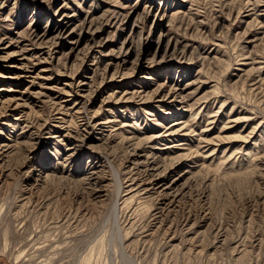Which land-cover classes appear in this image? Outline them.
I'll use <instances>...</instances> for the list:
<instances>
[{
    "label": "rangeland",
    "instance_id": "rangeland-1",
    "mask_svg": "<svg viewBox=\"0 0 264 264\" xmlns=\"http://www.w3.org/2000/svg\"><path fill=\"white\" fill-rule=\"evenodd\" d=\"M0 44V264H264V0H0Z\"/></svg>",
    "mask_w": 264,
    "mask_h": 264
},
{
    "label": "bare ground",
    "instance_id": "bare-ground-1",
    "mask_svg": "<svg viewBox=\"0 0 264 264\" xmlns=\"http://www.w3.org/2000/svg\"><path fill=\"white\" fill-rule=\"evenodd\" d=\"M61 31H62V30L59 29L58 34H60ZM46 37H47V35H46L45 33H43V34L38 38V40H40V42H41V41L45 40ZM0 45H1V44H0ZM10 55H11V54H10ZM14 67H15V66H14ZM115 73H116V72H115ZM115 73L112 74L111 79L114 77V74H115ZM0 76H1V75H0ZM20 77H21V75L16 73V74H14V75H11V76H10V79H12V80H16V79H19ZM1 88H2V87H1ZM17 104H18V103H17ZM19 107H20V105H19ZM103 122H104V121H103ZM106 123H107V122H106ZM99 125H100V124H99ZM102 125H103V124H102ZM98 128H99V127H98ZM168 129H169V130H172V128H168ZM169 132H170V131H169ZM166 135H167V134H166ZM7 146H8V145H7ZM1 148H2V147H1ZM154 154H155V153H154ZM150 165H151V164H150ZM144 166H145V165H144ZM147 167H149V165H148ZM147 167H146V168H147ZM156 177H157V176H156ZM175 200H176V199H175Z\"/></svg>",
    "mask_w": 264,
    "mask_h": 264
}]
</instances>
